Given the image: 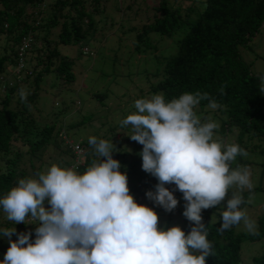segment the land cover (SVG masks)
<instances>
[{"label": "trees", "instance_id": "obj_1", "mask_svg": "<svg viewBox=\"0 0 264 264\" xmlns=\"http://www.w3.org/2000/svg\"><path fill=\"white\" fill-rule=\"evenodd\" d=\"M125 22L135 23L130 26L134 35L128 54L143 53L147 55L144 60L152 58L138 73L145 76L148 91L128 97L122 104L124 107H118V114L112 117V111L103 113V106L97 113L89 110L80 114L86 98H93L96 104L103 105L109 93L107 85L98 90H88L85 85L89 79L84 77L85 67L90 62L91 50L96 47L93 42L104 41L105 31L116 28L115 42L118 44L113 50L118 51L122 45L127 48L124 43L129 35L127 29L122 28ZM263 28L264 0H0V198L17 186L20 179L29 178V174L37 177L38 173L47 171L41 169L43 162L50 161L43 157L46 150H54L59 155L63 153L66 159L63 162L57 160L56 165L71 164L70 168L79 173H83L96 158L88 144L89 137L75 142L83 147L77 156L60 138L64 124L57 117L64 115L76 102L74 114L69 116L76 120L65 123L66 126L100 119L102 128L95 136L112 140L116 147L113 158L121 163L120 171L127 173L130 194L139 204H142V200L136 199L139 195L155 204L146 197V192L155 191L158 180L142 169V157L138 153L143 146L128 136L131 127H122L120 121L136 111L135 100L146 98L148 93H151L150 97L163 94L166 101L185 92L208 93L219 105L209 115L212 121V116L219 118L215 121L219 124L215 131L219 134L217 141L238 144L243 149L252 144L253 136L260 142L264 138V92L261 91L264 71L255 73L250 69L251 61L245 59L243 51ZM173 35L174 52L159 59V41ZM22 43L24 46L19 52ZM82 47L86 48L85 52ZM18 58L21 67L12 72ZM77 64L84 68L78 76L73 71ZM127 74L131 77V71ZM47 78H50L49 86L53 87L55 97L59 98L55 104L52 101L58 107L53 114L43 112L38 103L40 84ZM222 85L224 94L220 92ZM21 89L27 93L26 103L21 101ZM122 95L111 97L114 108L121 104ZM208 104L209 100H202L197 108L202 110ZM233 132L231 142L229 138ZM258 151L263 154L261 145ZM249 163L248 159L238 156L231 168L247 167ZM258 165L264 170L261 156ZM166 185L174 196L182 194L174 184ZM254 188L256 186L252 190ZM251 191H243L244 199ZM231 194L232 190L229 196ZM226 204L227 200L222 206L226 207ZM219 207L204 209L201 213L203 223L209 229L207 239L216 254L209 256L206 264H243L239 250L244 241H260L259 252L245 264H264V209L255 217L259 234L252 235L234 227L218 232L222 209ZM2 216L7 214L0 208V219ZM183 219L181 228L189 233L194 225L184 216ZM167 221L166 217L164 224H158V227L167 229ZM26 223L30 224H15L8 220L0 229L15 227L17 234L31 232L34 242L38 225L31 220ZM23 227L25 230H20ZM17 238V235L11 237ZM9 246L8 238L0 237V261Z\"/></svg>", "mask_w": 264, "mask_h": 264}, {"label": "clouds", "instance_id": "obj_2", "mask_svg": "<svg viewBox=\"0 0 264 264\" xmlns=\"http://www.w3.org/2000/svg\"><path fill=\"white\" fill-rule=\"evenodd\" d=\"M14 67L12 72L21 67L19 58ZM220 92L224 94L223 85ZM19 95L26 103L24 89ZM202 100H209L211 109L219 107L208 93L199 91L170 101L163 94H153L135 100L136 111L120 121L122 127H131L128 136L143 146L138 153L142 169L158 180L155 191L146 192V197L171 212L179 201L165 185L174 184L186 201L183 216L194 225L189 233L179 226L158 227L157 212L130 194L127 173L113 158L112 140L90 136L88 144L96 158L83 173L53 164L36 178L20 179L0 198L7 220L15 224L31 220L38 225L34 242L31 232L0 229V237L8 238L10 245L0 264H206L216 254L201 213L216 206L223 209L218 232L243 222L249 234L258 235L256 221L241 208L251 203L242 195L254 187L251 171L231 168L238 156L249 157L248 147L214 139L219 124L211 118L202 122L195 111ZM63 142L79 154L81 146L69 138ZM13 235L18 236L15 241Z\"/></svg>", "mask_w": 264, "mask_h": 264}, {"label": "rangeland", "instance_id": "obj_3", "mask_svg": "<svg viewBox=\"0 0 264 264\" xmlns=\"http://www.w3.org/2000/svg\"><path fill=\"white\" fill-rule=\"evenodd\" d=\"M132 25H135V23L133 22L127 24V22H125L124 26L122 27L123 30L127 29L126 32L129 35L128 40H126L124 43L125 45H127V48L122 45L118 47L119 50L115 52L113 49H117V44H118L115 42V39L117 38V36L115 35L116 28L114 30L111 29L110 31H105L107 33L105 35L104 41H100L98 43H96L95 41L93 42L94 45L93 47L95 46L96 47L93 50H91V59H89L90 62L85 67V71L83 66L79 64H77L73 68V71L77 74V76L80 75L81 72L83 73L84 71V77H86V79L89 78L85 84L88 90H98L101 88V86L103 87L107 85L106 90L109 92L103 101L105 102L103 105L96 104L93 98H86L85 104H83L82 108L80 109V114H85L89 110L91 112L97 113L98 109H100L99 107L103 106L102 108L103 113L106 114L109 111L107 113L109 114L112 111L111 112V117H112V115L114 116L115 114H118L117 110L119 108L124 107L123 105L126 103L128 97L132 98L136 96V94L139 93L142 94L148 91V84L146 82L145 76L143 75L139 76L138 73L141 71L142 67H144L146 64H150L149 61L152 58L148 57L146 61L144 59L145 57H147V55L143 53L132 52L128 54V51L132 46L131 38L134 35V31L131 30L130 27ZM119 36L124 38L123 34H119ZM1 38L2 36L0 35V42H1ZM164 38L166 39L165 40L163 39V41L159 45L161 49L159 59H161V56L164 55L167 56L172 52H174L175 35L171 37L167 36ZM243 53L245 54L244 55L245 59L247 61L248 60L251 61L250 69H252L255 73L264 71V28L258 34L252 37L250 44H248V49L245 48ZM154 64L155 61L153 60V65ZM148 69L149 70L151 69L150 66L148 67ZM13 70L15 71V67H13ZM129 71H131V77H129L127 74V72ZM112 75H114L115 78L112 77ZM261 80L264 81V77H262ZM49 84H50V78H47L46 81L43 80L42 83L40 84L38 103L39 106L42 107L43 112H46L48 114H53V112L58 110V107L54 106L53 104H55V102H57L59 98L58 96L55 97L53 91L54 89L53 87L49 86ZM120 94H123L122 97L120 98L121 104H119V106H117L116 104L117 108H114L113 104H111L113 103V99L111 97H114L115 95L119 96ZM150 94L151 93H148L145 97L149 98ZM76 103H74L73 106H71L68 109V111H65L64 115H59L57 117L60 123L64 124L62 125L63 128L60 129V133H61L60 138L61 139L63 138L64 140L69 138L73 142L87 139V137L90 136H95V134H98L100 128H102L101 126H99L100 119L90 120L88 121V123L67 127L65 123L74 122L76 120L75 118L72 119L69 117L72 114H74L73 111L77 107ZM207 108L208 106H205L203 108V112L206 110L203 114L199 113L200 109L198 108L195 109V111L198 112V116L201 117L202 122L208 121L210 117L209 115H211L213 112V109L209 108L207 110ZM99 113L101 112L99 111ZM74 116H76V114ZM212 118L214 119V121H217L219 119L217 116H212ZM65 131L67 132V134H64ZM231 135L232 137L230 136L229 140H231L232 142L235 132H233V134ZM217 138H219V134L215 132L214 139L218 140ZM63 139H62V143H63ZM251 140H252L251 141L252 144L251 145L249 144L248 148L245 149L248 152L249 157H242V158L251 161V163H249L248 166L245 164L244 165L250 169L252 183L254 186H256V188H254V190H252L251 192H248L245 200L247 201L250 198L251 203H245L242 209H246L248 216L251 219L255 220L256 215L259 214L264 209V170L260 169V166L258 165L260 156L262 157V159L264 158V151L262 152L263 154H260L257 148L258 141L255 138ZM259 144L264 149V138L261 139ZM81 149H83V147H79V151L77 153H81L82 151ZM43 157L49 158L50 161L47 164L46 162H43L42 163L43 166L41 167V169H48L54 163L56 164L58 162L57 160H61L63 162L66 159V156L63 153L59 155L56 154L54 150H46V152L43 153ZM33 165L36 166L37 162H33ZM70 166L71 164L62 165V167H66V168H70ZM28 177L36 178L31 174H29ZM165 187H167V185ZM169 190L172 191L170 188ZM175 197L177 198L179 203L178 206L171 212L166 211L163 207L158 206L156 204L154 205L150 204L148 200L141 198L140 195L137 196L136 199L140 201L142 200L143 205L153 208L157 212L158 216H160L159 224L163 223V221L167 217L168 227H172V226L182 227L185 222L183 219V212L186 201L183 199V194H179ZM225 200H227V198ZM224 202L225 201L222 202V205L224 204ZM45 206L48 207L47 203ZM6 221H8L7 216L6 217L2 216V218L0 219V227ZM233 227L235 229L246 230L243 226V222ZM20 230H25V227H23V229ZM188 231L189 230H185V233L187 234ZM259 243L260 241H255V242L244 241L241 243L239 251H240V260L242 261L243 264L248 263L250 257L259 252L260 250Z\"/></svg>", "mask_w": 264, "mask_h": 264}]
</instances>
